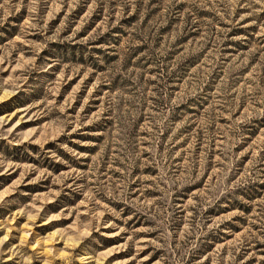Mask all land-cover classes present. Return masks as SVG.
Returning a JSON list of instances; mask_svg holds the SVG:
<instances>
[{
  "label": "rangeland",
  "instance_id": "374dc122",
  "mask_svg": "<svg viewBox=\"0 0 264 264\" xmlns=\"http://www.w3.org/2000/svg\"><path fill=\"white\" fill-rule=\"evenodd\" d=\"M0 264H264V0H0Z\"/></svg>",
  "mask_w": 264,
  "mask_h": 264
}]
</instances>
